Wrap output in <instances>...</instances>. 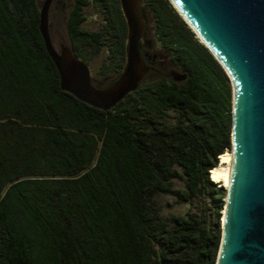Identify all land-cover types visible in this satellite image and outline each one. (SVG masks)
<instances>
[{
	"label": "trees",
	"instance_id": "obj_1",
	"mask_svg": "<svg viewBox=\"0 0 264 264\" xmlns=\"http://www.w3.org/2000/svg\"><path fill=\"white\" fill-rule=\"evenodd\" d=\"M90 1L53 0L48 27L86 64L106 49L91 75L104 87L124 66L127 28L119 0H92L103 23L82 29ZM140 2L155 36L140 41L144 61L184 78L150 71L102 110L61 89L40 1L0 0V264H215L222 203L166 216L158 201L225 193L211 176L232 150L230 79L168 0Z\"/></svg>",
	"mask_w": 264,
	"mask_h": 264
},
{
	"label": "water",
	"instance_id": "obj_2",
	"mask_svg": "<svg viewBox=\"0 0 264 264\" xmlns=\"http://www.w3.org/2000/svg\"><path fill=\"white\" fill-rule=\"evenodd\" d=\"M52 1H43L38 29L61 89L93 107L111 108L150 69L140 52L146 30L140 0H119L127 28L125 63L104 87L91 83L88 65L69 46H53L48 27ZM177 1L229 79L231 74L236 90L234 178L215 264H264V0Z\"/></svg>",
	"mask_w": 264,
	"mask_h": 264
},
{
	"label": "rangeland",
	"instance_id": "obj_3",
	"mask_svg": "<svg viewBox=\"0 0 264 264\" xmlns=\"http://www.w3.org/2000/svg\"><path fill=\"white\" fill-rule=\"evenodd\" d=\"M40 1V7L43 3L44 0H39ZM170 3V2H169ZM171 5V3H170ZM173 8V6L171 5ZM50 8V6H49ZM140 9L143 13V16L145 18V25H146V30H150V34L152 38H155L153 34V29L151 28L153 26L151 16L148 13L146 9H143L141 2H140ZM174 9V8H173ZM175 10V9H174ZM176 12V11H175ZM177 13V12H176ZM82 14L84 16V20L81 23V28L85 30H97L100 28V26L103 23V15L101 11L95 6L94 2L91 0L87 5H85L82 8ZM48 23L49 21V9H48ZM52 43L55 49H59L61 45H68V41L66 37L64 36L63 32L59 27H53L52 26ZM145 30V32H146ZM155 47L160 49V45L158 42L155 40L154 42ZM107 55V51L105 48H101V50L98 52L97 55H94L90 60H88L87 65L90 70L91 75H95L102 63V61L105 59ZM169 72L168 74L171 76H178L181 74L178 72L176 69L168 68ZM231 89H232V95H233V87H232V80L230 81ZM234 109H233V103H232V108H231V117L233 118V123H234ZM177 111L175 110H169L168 115L166 116L167 120L170 122H173L176 118ZM231 148V146H230ZM222 160V159H221ZM213 181L216 183L217 187H221L225 190V193L223 195H219L218 193L215 194V199H210V196L207 194H198L197 196L193 197L190 201H179L175 198L173 195L165 194L162 195L158 201L161 211L164 215L168 216L171 214H177V215H182L185 216L187 213H192L195 212L197 214H208L211 215L214 212L215 205L219 203V201L222 203V208H221V218H220V225L222 227V233H223V227H224V222H225V213L228 207V199H229V188L226 185L225 182H217L215 180V175L213 172ZM174 186L177 188H184L183 182L181 180L175 179L174 180ZM225 210V211H224Z\"/></svg>",
	"mask_w": 264,
	"mask_h": 264
},
{
	"label": "bare ground",
	"instance_id": "obj_4",
	"mask_svg": "<svg viewBox=\"0 0 264 264\" xmlns=\"http://www.w3.org/2000/svg\"><path fill=\"white\" fill-rule=\"evenodd\" d=\"M177 14L181 17V19L187 24V26L194 32L196 38L203 44V46L207 48H211L205 37L202 35V33L199 31V29L194 25V23L191 21L185 10L181 7L179 2L177 0H168ZM219 61V59L217 60ZM221 64V62L219 61ZM228 72V71H227ZM230 80H232V87H233V109H234V123H233V140H232V150H228L223 156H222V165L219 166L215 171V180L217 182H225V186L227 185L230 192H229V199H228V206L230 201V195L232 190V184H233V178H234V168H233V158H234V132H235V115H236V90L233 78L230 74ZM227 215H228V207L225 213V222H224V228L226 226L227 221Z\"/></svg>",
	"mask_w": 264,
	"mask_h": 264
},
{
	"label": "flooded vegetation",
	"instance_id": "obj_5",
	"mask_svg": "<svg viewBox=\"0 0 264 264\" xmlns=\"http://www.w3.org/2000/svg\"><path fill=\"white\" fill-rule=\"evenodd\" d=\"M142 55V54H141ZM142 57H143V55H142ZM144 59V58H143ZM149 65V64H148ZM150 66V70H149V74H150V71L151 72H153V73H155V74H159V75H161V76H166V77H169V78H176V77H174V76H171L170 77V75L168 74V68H155V67H152L151 65H149ZM148 74V75H149Z\"/></svg>",
	"mask_w": 264,
	"mask_h": 264
}]
</instances>
